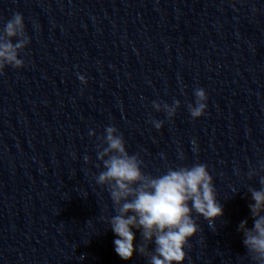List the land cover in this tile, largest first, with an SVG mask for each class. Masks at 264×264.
Listing matches in <instances>:
<instances>
[{"label": "clouds", "instance_id": "9594fccd", "mask_svg": "<svg viewBox=\"0 0 264 264\" xmlns=\"http://www.w3.org/2000/svg\"><path fill=\"white\" fill-rule=\"evenodd\" d=\"M13 38L16 42L13 43ZM26 33L24 17L15 13L0 32V75L6 67H25L19 53L30 43ZM86 84L84 76L79 75ZM195 102L187 105L193 119L205 114L208 96L203 88L194 90ZM180 101L168 103L152 102L156 111H164L168 118L175 116ZM156 129L163 121L150 120ZM90 136L95 132H90ZM97 159L104 170L95 176L100 186H106L116 214L106 218L117 239L115 252L123 260H130L135 252L149 258V264H183L190 248V238L199 231L193 213L202 216L214 227L216 219L223 216V206L218 202L213 177L207 165L195 163L191 167L168 168L167 172L153 176L142 171L143 161L138 154L130 155L126 150L123 134L115 126H108L105 134L98 137ZM183 158V153H181ZM88 162L90 158L84 157ZM100 167V165H97ZM249 177L255 175L249 172ZM262 187L249 189L254 203L249 204L253 227L247 220L241 221L243 244L256 264H264V178ZM139 230L144 243L134 247L135 232ZM154 250L149 251V244Z\"/></svg>", "mask_w": 264, "mask_h": 264}]
</instances>
